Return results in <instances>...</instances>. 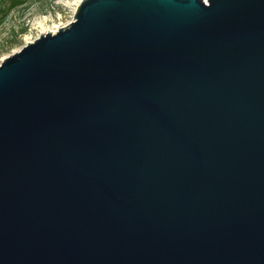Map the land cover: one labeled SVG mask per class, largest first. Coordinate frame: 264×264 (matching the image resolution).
<instances>
[{
	"label": "water",
	"instance_id": "water-1",
	"mask_svg": "<svg viewBox=\"0 0 264 264\" xmlns=\"http://www.w3.org/2000/svg\"><path fill=\"white\" fill-rule=\"evenodd\" d=\"M0 264H264V0H82L6 57Z\"/></svg>",
	"mask_w": 264,
	"mask_h": 264
},
{
	"label": "rangeland",
	"instance_id": "rangeland-1",
	"mask_svg": "<svg viewBox=\"0 0 264 264\" xmlns=\"http://www.w3.org/2000/svg\"><path fill=\"white\" fill-rule=\"evenodd\" d=\"M81 1L29 0L24 6L12 10L0 25V64L41 34L71 23ZM21 29L26 32L20 34ZM14 38L20 42L9 47Z\"/></svg>",
	"mask_w": 264,
	"mask_h": 264
},
{
	"label": "trees",
	"instance_id": "trees-1",
	"mask_svg": "<svg viewBox=\"0 0 264 264\" xmlns=\"http://www.w3.org/2000/svg\"><path fill=\"white\" fill-rule=\"evenodd\" d=\"M28 1L29 0H0V25L3 23V21L6 19V17L12 10L24 6ZM25 32L26 29H21L20 34H24ZM19 42L20 39L14 38L11 41L9 47Z\"/></svg>",
	"mask_w": 264,
	"mask_h": 264
},
{
	"label": "bare ground",
	"instance_id": "bare-ground-1",
	"mask_svg": "<svg viewBox=\"0 0 264 264\" xmlns=\"http://www.w3.org/2000/svg\"><path fill=\"white\" fill-rule=\"evenodd\" d=\"M79 1V0H78ZM56 30L54 29L53 32H55Z\"/></svg>",
	"mask_w": 264,
	"mask_h": 264
}]
</instances>
